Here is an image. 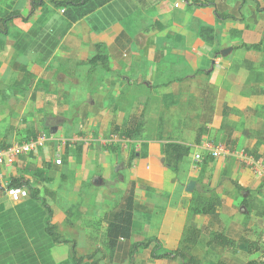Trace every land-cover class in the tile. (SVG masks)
Returning <instances> with one entry per match:
<instances>
[{"label":"crops","instance_id":"1","mask_svg":"<svg viewBox=\"0 0 264 264\" xmlns=\"http://www.w3.org/2000/svg\"><path fill=\"white\" fill-rule=\"evenodd\" d=\"M211 1L215 6L205 0H113L76 23L48 1L58 14L60 11L64 22L59 20V27L54 24V29L45 31L46 26L43 30L47 33L36 34L39 39L31 42L36 47L33 52L46 69L60 64L59 78L70 76L73 80L70 89L62 88L63 98L56 100L58 106L79 109L76 106L84 103L81 96L91 94L89 99L93 101H89L87 110L94 115L90 120L95 136L91 134V148L87 150L83 144L73 143L75 151L63 166L56 165L59 149L55 150L56 139L51 138L54 141L39 155L44 159L41 165L32 162L31 154L21 157L14 166L0 168V264H76L74 258L79 251L108 248L103 219L120 205L133 183L136 197L130 245L157 239L163 248L176 250L187 228L204 226L211 233L223 232L236 243L227 250L208 245V239L207 247L233 257L241 254L242 246L248 252L246 242L254 241H238L230 229L223 228L222 207L224 203L232 207L233 201L224 202V197L218 195V186L219 182L239 177L244 187L264 190V180L239 159L245 151L264 166V160L255 157L264 156V136L259 135L264 133V49L241 48L260 43L264 48V13H257L251 0ZM257 1L264 7V0ZM46 5L44 1V7L38 10L47 12ZM215 11L235 19H221ZM31 44L25 47L33 48ZM97 45L104 46L110 69L90 67L96 71L92 79L95 85L90 83L85 88L78 80V67L88 65V60L97 54ZM229 48L232 51L223 57L221 53ZM65 65H71L70 75ZM44 91L51 94L48 89ZM141 116L146 122L145 131L139 140L129 141L132 149L125 151L122 147L127 146L122 142L126 140H113V130L119 126L115 122H133ZM148 122L153 123L151 137L146 136ZM201 128L205 132L197 144ZM103 132L112 134L106 140L110 144ZM186 134L192 135L187 141L183 139ZM211 135L221 143L208 142ZM229 140L234 150L228 146ZM168 141L192 149L177 172L165 165L162 149ZM3 145H10V141L0 138ZM218 145L226 148L227 155L214 158L211 151ZM132 153L135 159L130 162ZM69 164L71 184L64 183ZM114 168L116 172L129 169L127 178L121 176L126 179L125 186L122 179L112 181ZM18 178L40 190L39 199L30 196L18 205L12 204L6 189L12 179ZM228 186L232 188L233 183ZM208 193L220 199L216 218L195 215L191 210L193 197H208ZM41 200L53 211L52 225L72 244H53L47 232L49 213ZM207 217L215 220L219 231L205 225ZM141 219L144 225L136 228ZM206 235H202L196 248ZM120 242L114 259L122 263L128 258L130 245ZM143 252H150L151 257V250ZM109 256L111 264L110 250ZM154 262L181 264L170 260ZM88 263L86 260L80 264Z\"/></svg>","mask_w":264,"mask_h":264},{"label":"rangeland","instance_id":"2","mask_svg":"<svg viewBox=\"0 0 264 264\" xmlns=\"http://www.w3.org/2000/svg\"><path fill=\"white\" fill-rule=\"evenodd\" d=\"M30 1L31 0H0V19L12 12H20L26 18L29 10L32 8ZM44 1L47 2V12L38 10L36 15L28 22L17 20L9 36L5 37L0 35V138L10 141V146L19 145L26 140L24 134L25 129L35 128L38 136L46 134L49 139H56V141L53 140V146L55 150L59 149V159L63 161L64 153L67 152L69 155L72 154V152L75 151L73 145L77 143L83 144L86 150L91 148L89 147L91 145L90 140L93 138L91 134L93 136H95V134L91 131L93 129V127H91L93 121L90 119H92L94 115L92 111L87 110L90 106V93L89 96H81L84 103L76 106L80 107L79 109L75 107L66 108L60 106V104L59 106L56 104L57 99L62 100L63 98V93L61 95L62 88L70 89L73 80H70V76L67 77L68 79L59 78L60 64L56 66L51 65L53 68L46 69L45 64L40 60V56L35 55L33 52L36 47L33 46L31 42L34 39H39L36 34L47 33L45 31H48L49 28L54 29V24L59 27V24H61L59 20H63L62 22H64V19L59 15L61 14L60 11L58 14V10L54 9L48 0ZM191 1L195 3L200 2V0ZM46 26H48V28L44 31L43 28ZM29 44H31L33 48L25 47V45ZM57 63H59V61H57ZM65 67V70H68L67 74L70 75V73L73 72L71 65H65ZM77 74L80 76L78 80L84 85L83 87L87 88L90 83H92L91 85H95V81H92V79L96 76V71L88 67L86 63L78 67ZM45 89H48L52 95H55L45 94ZM91 99L94 98L91 97ZM92 101L93 100L90 102L92 103ZM49 102L53 103V105ZM116 123L120 126L123 125V122H115V124ZM152 126L153 123L148 122L149 133L146 134V136L148 135L151 137L150 132ZM110 128L112 129V127ZM81 132L84 135L80 134ZM102 134L106 137L105 141L112 136L109 132H103ZM191 136V134H186L183 136V139L187 141ZM195 137L196 134L194 135V138ZM216 137L217 136L211 135L207 138L208 142L221 143ZM113 140L117 141V138L113 137ZM53 141L50 140L44 147L38 148L37 150H39V152L37 154L35 150L31 157L29 156L32 162H35L37 166L41 165L44 159L43 157H40L42 158L40 159L39 155L42 156L43 150H46V147ZM67 143L71 145L68 147ZM110 143L111 142H107V144ZM102 144H105V142L103 141ZM122 144L127 146H123V150L131 151L132 144L129 141L122 142ZM92 145H94V143ZM0 149H3L2 146ZM87 159L86 155L84 162H87ZM61 166H63V163ZM69 167L70 164L65 171L67 179L64 183L71 184L73 182V176L70 173L71 170H69ZM126 169L129 170L128 168ZM127 170L121 168V172H116V168H114L111 174L112 181L116 183V179H122V184L125 186L126 179L121 178V176L127 178ZM239 180V177H236L233 181L230 179V181L219 182V194L218 192H214L224 197V202L225 199L233 201L232 207H227L224 203L223 209L221 208L223 228L228 231L230 229V233L236 237L238 241L245 238L247 241L259 242L262 251L250 255L247 251H244L242 246L240 247L241 254L235 255L236 257L227 253H220L219 250L216 251L206 246V242L210 239V234L207 233L203 243L193 252L195 256L202 260L203 264H217L220 260L229 264H245L247 261L256 260L264 254L263 187L259 188L258 191H252L241 185ZM101 182H103V180ZM230 182L233 183L232 188L228 186ZM61 183L64 184L63 181H61ZM74 183H76V181H74ZM210 193L212 192L210 191ZM116 201L117 200L112 202L113 206ZM142 225L144 224L141 219L139 222L137 221L136 228ZM205 225H209L210 229L219 231V226L212 218L207 217ZM134 240L135 242H139L137 238H134ZM166 251L170 250L163 248L159 253H164ZM64 257L63 255V258ZM85 257H92L94 258L93 260H98L101 264H109V249L101 246H98V249H95V251L93 249H85L84 253L79 251L76 259ZM114 258L115 257L112 258L111 264H157L151 259L150 252L143 251L137 253L132 260L126 258L127 260L122 263Z\"/></svg>","mask_w":264,"mask_h":264},{"label":"trees","instance_id":"3","mask_svg":"<svg viewBox=\"0 0 264 264\" xmlns=\"http://www.w3.org/2000/svg\"><path fill=\"white\" fill-rule=\"evenodd\" d=\"M56 9L64 11V15L71 23H76L77 21L83 19L87 15L95 12L97 9L104 7L106 4L110 3L113 0H48ZM208 5L215 6L213 1L205 0ZM244 3H247L249 0H243ZM255 4L257 13H264V7H261L260 3L257 0H251ZM31 10L28 16L25 18L20 12H12L0 19V35L8 36L11 32V28L14 25L15 21L21 20L26 22L31 19L36 11L44 7V0H32L31 1ZM215 14L221 19H235L234 17L226 14H221L218 11H215ZM243 49L247 51H262L263 44L258 45H242ZM88 65L91 68H101L103 71H108L110 69V61L108 54L104 51L103 45H97V54L88 60ZM146 122H144L143 116L134 118L133 122H125L123 125L116 126L113 130V134L116 138L122 139V141H137L141 138L145 131ZM205 132L204 128L199 130V133L196 138V143L200 144L201 136ZM25 141L30 142L36 140L38 137L37 130L35 128H26L25 129ZM263 135L264 133H259ZM124 139V140H123ZM264 142V138L262 139ZM70 143H67V146H70ZM228 146L231 150H234L233 142L228 141ZM1 147V146H0ZM10 145H3L2 148H8ZM67 151V150H66ZM192 149L189 146L170 142L168 141L163 145V156L165 159V165L167 168L177 172L180 168L182 161L188 157ZM82 152V150H81ZM66 153V152H65ZM256 159H263L264 156H255ZM69 159V154L66 153L63 157L62 163H66ZM135 159V153L131 154L130 162H133ZM51 163V162H50ZM11 188H23L29 191L30 196L34 199H39L40 190L32 188L28 181H25L22 178L12 179L9 184V189ZM135 189L136 185L133 183L128 193L122 199L120 205H118L110 214L105 216L104 223L106 224V245L111 252L112 258L117 251V248L121 244L130 245L133 231V221L135 213ZM42 204L48 210L49 217L47 220V232L52 238L53 244L56 246L69 245L72 244L70 240L63 238L59 233V230L56 226L52 225L53 211L46 204L44 200H41ZM220 205V199L216 194H210L208 197L204 196H194L193 197V206L192 213L195 215L211 216L216 218L218 213L217 209ZM210 234V240L208 245H218L224 249H232L236 243L228 238L223 232L211 233L207 227L202 228H192L189 227L186 229L184 238L181 243V247L172 250L166 251L164 253H159L163 250L161 242L157 239L147 240L139 242L136 244H131L128 249L127 256L129 260L133 259L134 256L140 251L151 250V259L154 261L159 260H170V261H180L181 264H201L200 259L193 255L192 252L197 247L203 234ZM243 241V240H241ZM264 241V240H263ZM246 242V241H244ZM248 244L249 250L248 254L253 255L255 253L261 252L262 249L259 246V242H246ZM76 264H80L86 260H89L88 264H100L98 261H93L92 257H85L82 259L74 258ZM217 264H226L222 261H219ZM246 264H264V254L259 257L257 260H249Z\"/></svg>","mask_w":264,"mask_h":264},{"label":"built area","instance_id":"4","mask_svg":"<svg viewBox=\"0 0 264 264\" xmlns=\"http://www.w3.org/2000/svg\"><path fill=\"white\" fill-rule=\"evenodd\" d=\"M64 13V11H62ZM50 139L47 135H39L36 140L30 142H23L19 145H13L8 148L0 149V168L14 166L19 162V159L23 156L31 155L35 150L40 147H44ZM211 154L214 158H220L227 155L226 148L222 145L215 147ZM197 160H200L198 155ZM239 159L242 163H245L249 167L253 168L257 174L264 180V166L259 161H255L252 157H249L245 152L240 153ZM57 166L62 165V160L56 161ZM6 197L12 204H20L30 199V193L23 188H11L9 185L6 189Z\"/></svg>","mask_w":264,"mask_h":264},{"label":"water","instance_id":"5","mask_svg":"<svg viewBox=\"0 0 264 264\" xmlns=\"http://www.w3.org/2000/svg\"><path fill=\"white\" fill-rule=\"evenodd\" d=\"M232 51V48H229L221 53L223 57H226L230 52Z\"/></svg>","mask_w":264,"mask_h":264}]
</instances>
